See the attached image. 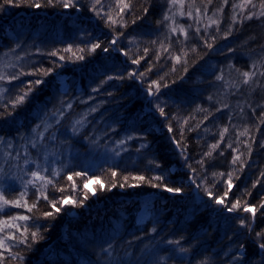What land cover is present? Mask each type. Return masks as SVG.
<instances>
[{
    "label": "trees",
    "instance_id": "trees-1",
    "mask_svg": "<svg viewBox=\"0 0 264 264\" xmlns=\"http://www.w3.org/2000/svg\"><path fill=\"white\" fill-rule=\"evenodd\" d=\"M180 1L0 0V264H264L262 0Z\"/></svg>",
    "mask_w": 264,
    "mask_h": 264
},
{
    "label": "snow or ice",
    "instance_id": "snow-or-ice-1",
    "mask_svg": "<svg viewBox=\"0 0 264 264\" xmlns=\"http://www.w3.org/2000/svg\"><path fill=\"white\" fill-rule=\"evenodd\" d=\"M172 2L173 3H176L177 0H172ZM247 2L250 3L251 0H247ZM3 4L4 5L17 6L15 4V0H3ZM2 6L3 5H0V7H2ZM33 6L39 7L38 4L33 5ZM62 6L65 7V8H67V7H74L75 5L72 3V0H62ZM124 6L125 7H128L127 4H125ZM253 7H255V5H253ZM261 8L264 9V0H262ZM260 15H264V10L261 11ZM166 19H167V17H166ZM248 19H251V16H249ZM112 43H115V40H113ZM99 47H100L99 44L94 45L93 48H92V51H95V49L96 48H99ZM104 50L107 51V48H105ZM52 55H55V53H52ZM125 55H127V53H125ZM82 58L83 57H81V59ZM61 59H63V57H61ZM176 59H177V61H179L180 60V57H176ZM132 62L134 64H136V63H139V60L136 59V60H133ZM262 74H264V73H262ZM132 75H135V73H133ZM242 75L245 76V77H250L251 74L249 72H244ZM11 78L12 79H18L19 77H18V75H13ZM5 79H7V77L5 75H0V80H5ZM218 79H222V77H218ZM247 82H248V80H245L244 81V83H247ZM34 83H42V81H36ZM165 86H167V85H165ZM156 87L159 88V83L158 82H156ZM27 94L28 93L25 92L24 95L16 97V103L17 104L22 103L24 101L25 97L27 96ZM153 94H156V93H153ZM157 107L160 109V114L161 115H164L163 108L160 107L159 104L157 105ZM37 127L39 128V125ZM169 131H171V128H169ZM224 131L226 132L227 129H224ZM242 134H246V132L245 133H242ZM38 139H42V135L38 134ZM0 143H2V141H0ZM35 146H36V144L33 143V147H35ZM216 147H218V145H216V144L212 145V148L213 149H215ZM208 155H211V153H208ZM239 159H240V157L239 156H236L235 159L232 161L233 164H235ZM31 175L35 179H38V180H44L45 179L44 177L40 176L39 172H32ZM75 175L78 176V175H80V173H76ZM113 175H116V173H113ZM220 175L223 176V173H221ZM69 179H71V177H69ZM136 179L143 181L145 178L143 176H140V177H136ZM155 179L159 180L161 178L160 177H156ZM226 182L228 183L229 187H231V174H229L228 179H227ZM29 183H31V181H29ZM47 183H51V180H48ZM153 186H156V185H153ZM166 190L169 191V192H173V191L178 192L179 191V189H173V188H166ZM207 194L209 196H212V193L211 192H208ZM225 194H227V193H225ZM21 196H23V193L21 194ZM0 201H2V203H0V209H2L5 205H9V204H12L14 206H20V201L19 200H11L10 201V200L6 199L3 196V194H0ZM215 202L219 204V203H222L223 200H222V198H216ZM60 203H73V204H75L76 201H74V200H72L70 198H66V200L60 201ZM239 203H240L239 201H236V203L232 204L231 206H227L226 205L225 207H227V210L228 211H233L237 207V205H239ZM32 207H35V204H33ZM52 207L55 208L56 205L55 204H52ZM259 207L264 208V203L260 204ZM244 210L245 211H252V208H251V206L245 205L244 206ZM29 211H31V208H29ZM57 211H59V209H57ZM44 215L45 216H52L53 213L47 212ZM13 219L14 220L15 219L27 220V219H29V217H27V216H20V217H13ZM3 223L4 224H7V221H3ZM24 231L25 232L28 231L27 227L24 228ZM31 236H32L33 239H35L38 236V233L33 232V233H31ZM21 242H24V241L22 240ZM2 246H3V241H0V247H2ZM259 247L261 249H264V243L260 244Z\"/></svg>",
    "mask_w": 264,
    "mask_h": 264
},
{
    "label": "rangeland",
    "instance_id": "rangeland-1",
    "mask_svg": "<svg viewBox=\"0 0 264 264\" xmlns=\"http://www.w3.org/2000/svg\"><path fill=\"white\" fill-rule=\"evenodd\" d=\"M182 6H183V1L177 0L176 3H173V7L171 9V13H169V16L171 17V20H173V21L176 20L178 22L179 26H181V24L183 25V22L184 21H188L189 22L188 25H190V23H195L196 25H194V26H197L198 27L199 24L197 23V21L195 20V18L192 19V16L191 15L189 16V14H185V11L183 10V7ZM247 6H248V2L246 0H239L237 2L236 8H237V11H238L239 16L246 15L247 14V10H248V7ZM211 20H212V18L211 19L208 18V22L209 23H211ZM203 21H205L204 18H203ZM252 66L253 67L258 66V64L257 63L256 64L253 63ZM258 68H260V66H258ZM261 70L264 71V67ZM65 83L66 82L63 81V84H65ZM40 176H42V175H40ZM39 181H41V183L46 182L45 180H39ZM93 186L94 185H93L92 182H88L87 185H86L87 190L90 193H92V194L94 193ZM171 195L174 196V194H171ZM148 201H152V200L145 199L143 201V205H145ZM64 204L66 206H68L71 203H64ZM143 212H144V210L142 209L141 212H140V214L142 215ZM145 216L143 215L142 216V219H145ZM71 217L72 218H75L76 217V214L75 213H71Z\"/></svg>",
    "mask_w": 264,
    "mask_h": 264
},
{
    "label": "bare ground",
    "instance_id": "bare-ground-1",
    "mask_svg": "<svg viewBox=\"0 0 264 264\" xmlns=\"http://www.w3.org/2000/svg\"><path fill=\"white\" fill-rule=\"evenodd\" d=\"M62 77H63V76L58 77V80L61 79ZM59 81H60V80H59ZM147 203H148V202H147ZM147 203H146V204L144 205V207H143L144 212H145V210H146V208H147V206H146ZM144 212H143V214H144Z\"/></svg>",
    "mask_w": 264,
    "mask_h": 264
}]
</instances>
